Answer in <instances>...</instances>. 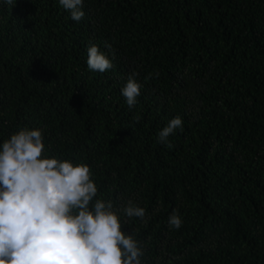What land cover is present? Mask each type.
Wrapping results in <instances>:
<instances>
[{
  "label": "trees",
  "instance_id": "1",
  "mask_svg": "<svg viewBox=\"0 0 264 264\" xmlns=\"http://www.w3.org/2000/svg\"><path fill=\"white\" fill-rule=\"evenodd\" d=\"M82 10L77 22L59 0H0V146L41 128L44 155L90 165L95 199L145 208L144 220L120 213L142 264H264V0ZM92 44L112 69L88 68ZM133 72L142 88L129 108ZM176 116L169 148L157 136Z\"/></svg>",
  "mask_w": 264,
  "mask_h": 264
},
{
  "label": "clouds",
  "instance_id": "2",
  "mask_svg": "<svg viewBox=\"0 0 264 264\" xmlns=\"http://www.w3.org/2000/svg\"><path fill=\"white\" fill-rule=\"evenodd\" d=\"M3 2L14 6L16 0ZM59 4L74 21L85 16L83 0ZM105 47L111 50L107 42ZM87 66L100 73L114 67L96 44L88 48ZM136 76L131 73L121 89L129 108L141 94ZM177 129L183 130L180 116L158 132V142L172 148L168 138ZM43 131L21 129L0 146V264H142L143 246L134 231L122 230L120 213L144 220L146 209L131 199L118 208L112 200L95 199L98 186L90 165L44 155ZM182 223L174 210L169 227L179 229Z\"/></svg>",
  "mask_w": 264,
  "mask_h": 264
}]
</instances>
